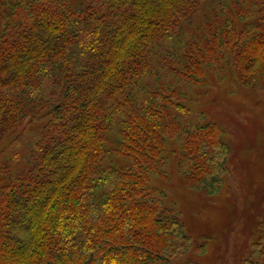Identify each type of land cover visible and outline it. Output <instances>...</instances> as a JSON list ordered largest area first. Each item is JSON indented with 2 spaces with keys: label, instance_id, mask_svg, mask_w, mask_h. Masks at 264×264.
<instances>
[{
  "label": "trees",
  "instance_id": "1",
  "mask_svg": "<svg viewBox=\"0 0 264 264\" xmlns=\"http://www.w3.org/2000/svg\"><path fill=\"white\" fill-rule=\"evenodd\" d=\"M254 62L264 77L260 0H2L0 264H178L192 238L155 181L175 155L217 191L228 151L182 122L185 91Z\"/></svg>",
  "mask_w": 264,
  "mask_h": 264
},
{
  "label": "rangeland",
  "instance_id": "2",
  "mask_svg": "<svg viewBox=\"0 0 264 264\" xmlns=\"http://www.w3.org/2000/svg\"><path fill=\"white\" fill-rule=\"evenodd\" d=\"M224 63L218 74L213 69L206 74L204 87L185 91L195 102L182 120L188 124L201 115L223 131L228 151L217 191L190 188L177 170L175 155L164 178L155 181L192 238L178 264L186 259L197 264H264V77L258 74V62L243 81ZM22 146L16 142L8 151L11 157H24L30 144ZM199 245L200 251L195 247Z\"/></svg>",
  "mask_w": 264,
  "mask_h": 264
}]
</instances>
